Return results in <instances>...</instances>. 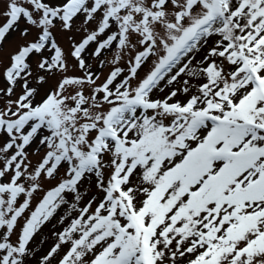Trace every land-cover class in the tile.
<instances>
[{
  "label": "snow or ice",
  "instance_id": "1",
  "mask_svg": "<svg viewBox=\"0 0 264 264\" xmlns=\"http://www.w3.org/2000/svg\"><path fill=\"white\" fill-rule=\"evenodd\" d=\"M0 264H264V0H0Z\"/></svg>",
  "mask_w": 264,
  "mask_h": 264
}]
</instances>
